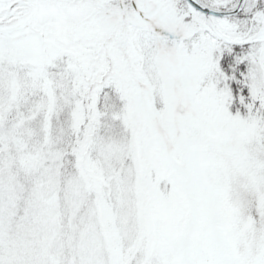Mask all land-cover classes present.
I'll list each match as a JSON object with an SVG mask.
<instances>
[{"label":"snow or ice","instance_id":"6c2138e0","mask_svg":"<svg viewBox=\"0 0 264 264\" xmlns=\"http://www.w3.org/2000/svg\"><path fill=\"white\" fill-rule=\"evenodd\" d=\"M0 264H264V0H0Z\"/></svg>","mask_w":264,"mask_h":264}]
</instances>
